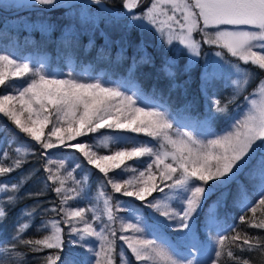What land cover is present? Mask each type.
Returning a JSON list of instances; mask_svg holds the SVG:
<instances>
[{"label":"snow or ice","instance_id":"obj_1","mask_svg":"<svg viewBox=\"0 0 264 264\" xmlns=\"http://www.w3.org/2000/svg\"><path fill=\"white\" fill-rule=\"evenodd\" d=\"M38 5L51 7L37 8ZM92 5L98 7L93 9ZM143 5L144 0H121V7L113 10L104 6V0H13L5 6L38 12L63 9L62 17L69 23L60 27L55 43L59 52L69 58L77 54L84 35L90 36L86 50L90 49L95 44L94 36L98 30L104 43L97 50V57L101 61H108L119 75L112 80L82 79L74 69H70L61 78L46 73L43 68L34 69L28 62H18L10 53H0V87L13 89L11 93L0 92V114L15 125L18 131L14 135L18 139L19 134L23 133L39 144L43 149L41 155L46 159L57 155L49 150L74 149L73 156L79 161L75 168L84 167V161H87L91 168H86V172L97 169L102 174L97 177L98 195L103 198L104 214L109 222L97 227L85 216L86 211L94 213L95 209L69 204V201L78 202L89 196L92 190L90 179L87 186L83 179L74 181L77 187L70 189L60 181L61 186L53 189L60 197V206L51 210L58 215L63 214L64 220L51 222V235H45L42 239H25L27 232L35 225L19 217L14 219L12 232L6 239L0 240V253H14L19 258L17 247L26 245L33 252L59 250L57 254L45 257L46 264H117L113 254L117 232L112 225L117 220L115 213L121 210L132 222L121 224V232H130L131 235L122 234L119 240L124 241L137 262L227 264L225 255L228 260L240 259L231 250L233 246L241 251H252L264 241V237L237 232L230 237L218 235L215 246L209 242L212 228L219 222V210L228 199L230 185H236L234 205L239 204L245 214L249 211L255 214L257 208L264 210V94L257 98L254 91L245 96L247 111L242 117L234 118L225 134L209 132L208 135L215 138L201 139V119L216 120L228 113L227 103L222 105L219 99L209 95V90L223 80L225 72L233 69L237 73V79L233 81V95L247 91V84L257 75L259 84L264 85V0H147L146 6ZM96 13L105 14V28L117 34L115 39L99 27L101 17ZM24 19L19 17L15 23ZM25 29L39 30L50 38L56 25L37 21L25 24ZM134 30L141 36L146 32L158 34L161 46L165 43L172 45L174 38L182 45L175 49L179 56L169 59L165 55L159 68L167 81L169 99L178 89L187 93L192 68L199 67V92L205 101L212 100V106L206 113L196 114L191 101L183 104L181 107L191 120L189 124L183 125L187 130H180L181 125L176 123L165 103L159 106L151 103L157 91L161 100L165 92L163 89L157 90L155 85L152 86L151 94L144 89L138 71L144 65L155 68L156 62L148 54L143 40L128 56V37ZM195 33H199L201 39H196ZM205 44L219 50L200 65L199 57ZM113 48L116 50L115 60L112 57ZM224 50L254 68H242L229 61ZM179 57L186 58L182 68L179 66ZM26 75L30 76V80L19 85H6L10 77ZM178 75H186L188 79L183 84L178 83ZM241 80L244 81L243 88L240 86ZM17 103L19 111L15 107ZM24 113L28 114L26 119H22ZM49 125L51 128L46 134L45 129ZM105 128L143 133L157 141L159 147L153 145L152 140L137 142L131 137L101 133L102 138L93 139H99L105 148L111 144L117 145L115 150L101 155L89 141L77 139ZM0 139L3 137L0 136ZM129 140H132L131 147L121 146L127 145ZM72 141L76 142L70 143ZM20 143L26 146L27 154H35V145L22 139ZM258 150L261 152L259 156L256 155ZM15 151L18 153L20 148L17 147ZM75 153H80L83 160ZM3 157H8L13 163L0 166V174L11 173L22 167L21 159L0 149V158ZM144 157L150 159L144 160ZM24 160H27V155ZM130 161L136 163L129 164ZM141 165L146 167L141 170ZM129 170L138 171V177L125 178L124 173ZM45 171L49 172L47 180L54 182L56 176L52 169L46 166ZM242 175L248 181L247 184L240 180ZM25 182L21 177L11 185H5L4 179L0 178V185H4L0 187V192L10 188L17 193L8 196L6 203L0 204V225L8 218V207L18 202V193ZM100 185L103 187L100 188ZM108 186L116 195L107 193ZM156 192L164 195L156 197ZM121 196L131 199L120 201ZM213 196H216L215 200L211 199ZM144 208H151L153 212L145 213ZM35 214V211L26 208L21 215L34 218ZM91 219L99 220L100 217L93 214ZM241 220L245 221L246 216H242ZM47 224V221H41L37 231H47ZM62 225H66L70 233L78 237L79 246L93 258L86 256L78 262L71 256L65 258L62 255ZM249 226L264 229V220L255 222L253 217ZM165 228L171 229L175 236L169 238ZM92 237L100 242L99 251L92 245L89 239ZM226 241H230V245H226ZM124 255L121 251L120 256ZM125 259L126 264H131L130 259ZM243 264L249 262L244 260Z\"/></svg>","mask_w":264,"mask_h":264},{"label":"trees","instance_id":"obj_2","mask_svg":"<svg viewBox=\"0 0 264 264\" xmlns=\"http://www.w3.org/2000/svg\"><path fill=\"white\" fill-rule=\"evenodd\" d=\"M105 5H107L111 9H117L120 7L119 4H114L112 1H104ZM145 6V5H143ZM40 7V6H38ZM42 7V6H41ZM93 9L97 7L95 5L91 6ZM1 12H11L14 10H7L0 4ZM63 9H56L54 11H45V12H38V11H25L22 10L20 12L11 14V15H3L0 13V53H10L13 55L18 62H28L34 69H41L43 71L45 69L53 71L56 76H60L61 78L65 77L66 74L69 72L70 69H74L75 72L82 78H95L101 80H112L115 76L119 75V72L108 63V61L104 60L101 61L97 57V50L100 46L104 43V38L101 36L100 32L97 30L95 32V44L86 50V46L88 45V41L90 36L84 35L81 37L80 40V47L76 55L69 58L68 56L63 55L59 52L57 45L55 43L57 37L60 34V24L63 23L65 20L62 17ZM105 14L100 13V17L103 18ZM19 17L25 18L20 23H15ZM47 21L49 24L56 25V30L51 33V37L49 38L46 35H42L39 30L34 29H25V24H34L36 21ZM102 29V28H101ZM197 34V33H195ZM109 36L113 39L116 38V33H110ZM142 36L138 31H133L131 35L128 37V43L130 47L128 48V56L132 55V52L137 44L141 43ZM144 45L147 48V52L151 55L156 62L155 68L151 66H141L138 75L140 76V81L143 84L144 89L151 94L152 86L155 85L157 90L163 89L165 95L163 100L159 95V91H157L155 99L151 101V103L156 104L159 106L160 103H165L167 110L170 114L173 115L177 124L181 125V122L184 120H190L188 113H186L182 109V105L188 101H191L194 105L193 112L196 114H203L206 113L208 108L212 106V100L209 99L205 101L201 93L199 92V80H198V73L199 67H193L191 72V83L187 86V93H184L183 89H178L171 94V98L169 99L166 84L167 81L165 80L162 73L159 72V68L161 67V63L165 57L172 59L174 56H179L175 50H171L169 47H163L157 45L155 42L147 43L144 41ZM215 48V47H214ZM208 49L207 46H202V52ZM217 49V48H215ZM219 50V49H218ZM115 48L112 51L113 60H115ZM46 56L48 58V63H44L41 65L39 62L40 57ZM229 58V61L234 62V58L226 54ZM180 60V67L182 68L183 65L186 63V58L179 57ZM236 63L240 66H243V63ZM201 63V58L199 57V64ZM246 66V65H244ZM254 68V66H253ZM258 72V70H256ZM259 78V75L255 76ZM188 79L186 75H178L177 82L183 84L184 80ZM26 80H30V76L26 75L20 78H9L6 81L7 84H16L19 85ZM258 81L253 80V82L247 85V91L240 92L238 95H233L229 93L228 89L229 86L227 84L226 78L223 77V80L217 82L213 88L209 90V95L214 96L216 99H219L223 104L227 103L228 106V113L226 116L221 117L219 119H201V129L204 136H211L208 135L209 132L215 133L220 135L225 133L228 129L229 122L239 117V113L245 108L246 100L245 96L250 95L248 93L249 89H253L255 84ZM26 86V85H25ZM6 91L11 93L13 91L12 88L0 87V92ZM16 109L19 111L20 106L17 103ZM27 113H24L22 119L27 118ZM51 125L45 129V133L47 134L50 131ZM184 127L181 126L180 130L183 131ZM0 136L3 139H0V149H3L9 153H11L14 157L21 159L22 167L13 170L11 173L0 174V178L4 179V184L8 185L6 179L11 178L13 173L19 171L24 173L26 171V180L23 183L19 193H18V202L15 206L8 207V218L3 225H0V240L6 239L9 234L12 232V223L13 220L16 218L22 219L24 222L34 224L30 231L27 232L25 239H42L46 234L44 231H37V227L40 226L41 221L45 220H57L63 221L64 216L63 214H57L56 212L52 211L53 207L60 206V197L57 196L55 191L53 190L57 186H61L60 181H63V184L67 186L69 189L73 187H77V184L74 181H78L83 179L85 181V186L90 184L92 187L91 193L87 198H81L78 202L77 201H69V204L73 206H79L83 209H95V212L86 211L85 216L89 218V222L95 224L97 227H102L104 224H108L107 217L104 214V205H103V198L98 195L99 188L97 187L99 181L97 177L101 176L97 169L92 168L91 171L86 172V168H91L90 165H87V161H84V167L82 168H75V165L79 163L73 156L75 152L74 149H52L49 150L52 153L57 155L46 159L44 155H41L43 149L40 147L39 144H35L34 141H31L30 137L26 136L23 133L19 134L20 139L14 135L16 131L15 125H13L7 117H4L3 114H0ZM101 133L108 134L111 136H120V137H131L134 140L138 141H147L152 140V138L145 136L143 133L136 134L127 132L124 130H116V129H101L98 133H91L88 136L78 137V140L89 141L92 145L93 149L98 152V154H108L110 151L115 150L117 145L111 144L109 148H105L99 139H93L94 137H101ZM5 137V142H4ZM102 138V137H101ZM28 141L29 144L35 145V154H27L26 146L21 145L20 140ZM54 139V137H53ZM15 141L16 143L13 144L12 142ZM76 141H72L70 143H75ZM152 144L155 145L157 148L159 147L157 141L152 140ZM132 140L127 142V145L121 146H128L131 147ZM19 147L20 150L24 151V155H16V148ZM27 155V160L25 161L24 158ZM257 156L261 155V153L257 152ZM61 156L63 159L61 160ZM75 156L80 157V160H83V157L80 153H75ZM149 157H144V160H149ZM13 163L8 157H5L2 160V166H7L8 164ZM129 164H135L136 161H130ZM48 166L52 169V172L55 174L56 179L55 181H48L47 177L49 176V172L45 171V167ZM146 165H141V170L145 168ZM72 174H69V172ZM119 171V170H117ZM95 173V175H93ZM114 174V173H112ZM138 171L133 172L131 170L124 173L125 178H133L138 177ZM240 180L244 181L245 184L248 181L242 175ZM16 182V181H12ZM4 186V185H3ZM103 186L100 185V188ZM251 190V189H249ZM167 192V189H166ZM107 193L110 195H116L112 193L111 187L108 186ZM228 199L225 201L219 212L220 218L219 222L217 223L218 234L213 235L212 233L209 235V242L211 246H215V241L217 240L218 235H235L239 232L241 235L247 233L250 236H257V237H264V229H257L252 228L249 226V222L252 221L253 217H255V222H259L264 220V210L257 208V212L253 214L252 212L244 213L239 204L234 205V197L236 196V185H230L229 189L227 190ZM17 193L11 191V189H6L0 193V204L7 202L8 196H14ZM164 194L160 192L154 193L156 197H162ZM131 198L127 197H119L120 201L129 200ZM149 199H152L149 197ZM212 200L216 199V196L211 198ZM255 200V197H252ZM115 201H113V205H115ZM135 203L140 204L139 201ZM24 208H27L28 211H35L34 218H25L21 214L23 213ZM145 213L153 212L151 208H144ZM95 214V216L100 217L99 220H92L91 217ZM160 220L163 217H159L158 213H154ZM117 220L113 223L112 227L117 232V237H115V251L114 255L116 256L117 264L120 261V255L118 250L122 248L124 250L125 258L131 260V264H150V262H137L132 256L131 250L127 248V245L124 241L119 240V236L124 234L121 232V224L130 223L131 220L127 219V214L121 210L115 213ZM246 216V220L242 221L241 217ZM202 218V217H201ZM167 223V221H165ZM64 230L62 233L63 240H64V249L62 255L65 258L72 257L76 261L83 260L86 256L91 258L89 252L86 250L81 249L78 243V237L73 236L70 233V230L67 228L66 225H62ZM83 227V224L79 225ZM231 229V231H229ZM168 237H174V232L165 229ZM215 234V233H214ZM214 237V239H211ZM92 241V245L95 246L98 241L92 237L89 238ZM110 239H113L110 237ZM95 242V244H94ZM97 242V243H96ZM226 245H230V241H226ZM247 248V246H244ZM236 257L240 259L236 260H228L227 256L225 255L224 259L227 261V264H243L244 260H247L249 264H264V241L261 242V246L255 248L252 251H241L237 247H232L231 249ZM59 250L57 249H44L41 252H33L29 249L26 245H19L16 249V252L19 253V258L13 253L12 255H7L4 253H0V264H46L45 257L47 255H55ZM225 252H227V247L225 248ZM126 260V259H125Z\"/></svg>","mask_w":264,"mask_h":264},{"label":"rangeland","instance_id":"obj_3","mask_svg":"<svg viewBox=\"0 0 264 264\" xmlns=\"http://www.w3.org/2000/svg\"><path fill=\"white\" fill-rule=\"evenodd\" d=\"M104 1H112L114 4H119L120 5V7H121V0H104ZM13 2V0H0V4L6 9L7 7H5V6H7V5H10L11 3ZM146 4H147V0H144V5L146 6ZM39 6V5H38ZM96 6V5H95ZM41 7V6H40ZM42 7H47V6H42ZM96 7H98V6H96ZM119 7V8H120ZM17 10V9H12V8H7V10ZM114 10V9H113ZM137 11H139V9H137ZM97 15H99L100 16V13H96ZM40 21V20H39ZM43 21H45V20H43ZM37 22V21H36ZM35 22V23H36ZM49 23V22H48ZM69 23V21L68 20H63V23H61L59 26L60 27H62V26H64L65 24H68ZM99 27L100 28H102V29H105V31H108V33L110 34H112L113 32L111 31V30H109V29H106L105 28V21H104V19L103 18H101L100 19V21H99ZM194 36H195V38L196 39H201V35L199 34V33H197V34H194ZM142 39H143V41H145V42H147V43H152V42H155L157 45H160L161 44V38H160V36L158 35V34H153V33H144V35L142 36ZM205 46H207L208 47V49H206V50H204V52H202V54H201V56H200V58H201V63H200V65H203L204 64V62H205V59L206 58H210V57H212L213 56V54H214V52L215 51H217L218 49H215L214 47H212V48H210L208 45H206L205 44ZM163 50L165 49V47L167 48V47H169V48H171V50L173 49V50H175L176 48H180V47H182V45H180L179 44V42H178V40L177 39H173V44L172 45H168V44H163ZM225 51V53L226 54H228L227 53V51L226 50H224ZM230 55V54H229ZM234 58V62L233 63H235V64H237L236 62L237 61H239L237 58H235V57H233ZM227 59L229 60V58L227 57ZM39 63L41 64V65H43L44 63H48V58L46 57V56H42V57H40V59H39ZM239 63H242L241 61L239 62ZM245 65V64H244ZM241 66L240 65V67H242V68H253V65H251V64H247L246 66ZM226 67H227V65H225ZM45 72L46 73H51L52 75H55V73L53 72V71H50V70H47V69H45ZM247 75V74H246ZM224 77L226 78V81H227V84H228V86H229V89H228V91H229V93H232L233 94V92H234V89H235V85L233 84V81L234 80H236L237 79V73L233 70V69H229L227 72H225V74H224ZM255 79V81H258V82H256V84H255V87L253 88V89H249L248 90V93L249 94H252L254 91H255V93H256V96H257V98H259V96L260 95H262V94H264V85H261V84H259V78H257V77H252L251 78V82H253V80ZM249 84V83H248ZM247 84V85H248ZM240 86H241V88H243V86H244V81L243 80H241L240 81ZM240 92H237L236 94L238 95ZM246 106H245V108L242 110V112H240L239 113V117H242V114L245 112V111H247V108H248V104H247V102H246V104H245ZM233 120L234 119H232L229 123V127H228V129L231 127V125H232V123H233ZM191 122V120H184L183 122H181V126L183 127V125H185V124H189ZM183 131L184 130H187L186 128H183L182 129ZM222 134H225V133H222ZM222 134H220V135H222ZM205 137L207 138V139H212V138H215L214 136H204V135H202L201 136V139H205ZM4 142H5V137H4ZM257 152H259V153H261L259 150L257 151ZM24 155V151L23 150H20L18 153L16 152V155ZM5 157H3V158H0V161H2L3 159H4ZM0 166H2V162H0ZM21 177H23L24 179H25V177H26V171L24 172V173H21V172H19V171H16L15 173H13V175L11 176V178L10 179H6L5 181H7V183H8V185H11L12 183H14V182H12V181H17L18 179H20ZM0 187H4L3 185H0ZM1 193V192H0ZM26 208H24V210H25ZM24 210H23V212H24ZM161 220H164V218H162ZM45 221H47L48 222V224L46 225V227H47V231H44L45 232V234L46 235H51V222L52 221H54V220H45ZM166 230H167V232H168V230L169 231H171V229H168V228H165ZM165 229H164V231H165ZM215 233V234H214ZM125 235H131V233L129 232V233H124ZM212 234L213 235H216V234H218V228H217V224L212 228ZM173 236H175L174 234H173ZM211 239H214V237H211ZM97 243V242H96ZM99 241H98V243L95 245V247L97 248V251H99ZM94 244H95V242H94ZM81 249H83V248H81ZM83 250H85V249H83ZM121 251H123L124 252V250L122 249V248H120L119 250H118V253H119V255H120V252ZM90 254V253H89ZM91 255V254H90ZM91 257V256H90ZM91 258H93V257H91ZM118 264H126V260H125V255L124 256H120V261H119V263Z\"/></svg>","mask_w":264,"mask_h":264},{"label":"water","instance_id":"obj_4","mask_svg":"<svg viewBox=\"0 0 264 264\" xmlns=\"http://www.w3.org/2000/svg\"><path fill=\"white\" fill-rule=\"evenodd\" d=\"M104 6L109 8L107 5H105V3H104ZM50 7L51 6H47V7H38L37 6V8H50ZM109 9H111V8H109ZM20 11H22V10H14V11H11V12H1L0 11V13H2L3 15H11V14H14V13H17V12H20Z\"/></svg>","mask_w":264,"mask_h":264}]
</instances>
